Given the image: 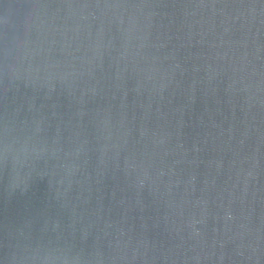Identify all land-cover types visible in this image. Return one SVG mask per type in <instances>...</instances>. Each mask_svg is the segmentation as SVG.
Here are the masks:
<instances>
[{"label":"water","instance_id":"obj_1","mask_svg":"<svg viewBox=\"0 0 264 264\" xmlns=\"http://www.w3.org/2000/svg\"><path fill=\"white\" fill-rule=\"evenodd\" d=\"M0 264H264V0H0Z\"/></svg>","mask_w":264,"mask_h":264}]
</instances>
